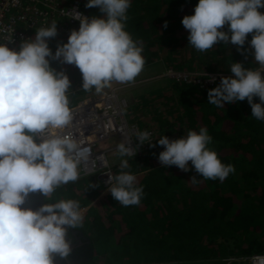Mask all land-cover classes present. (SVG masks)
I'll return each mask as SVG.
<instances>
[{
    "label": "clouds",
    "instance_id": "9594fccd",
    "mask_svg": "<svg viewBox=\"0 0 264 264\" xmlns=\"http://www.w3.org/2000/svg\"><path fill=\"white\" fill-rule=\"evenodd\" d=\"M130 6V0H87L85 7H98L103 17L89 18L74 11L79 29L72 30L67 43L58 44L55 53L48 46V40L57 35L55 21L40 27L35 39L25 40L19 50L0 44V264H56V256H69L67 230L78 227L83 219L79 201L61 199L36 210L22 207L30 193L47 197L62 185L76 182L78 169L93 152L91 145L77 141L71 132L56 131L72 123L67 96L71 84L63 71L50 66V59L76 66L85 92L95 89L101 94L113 82H133L145 60L142 47L125 30ZM260 8L264 0H198L194 14L184 16L182 25L189 32V44L200 52L218 42H231L240 51L252 35L250 45L259 67L232 63L235 78L221 77L220 84L208 90V103L223 107L247 99L252 115L264 120V13ZM225 25L227 31L222 30ZM167 70L176 71L163 68L157 77L174 81L164 75ZM133 85H123L122 90ZM254 97L259 103L253 102ZM125 98L129 105L125 117L132 123L130 112L136 103ZM140 131L136 133L139 143L148 141L154 147L150 134ZM211 141L203 127L177 139L162 136L156 141L163 146L158 160L164 167L176 166L185 172L190 161L204 179L224 181L235 169L221 163L208 147ZM116 154L121 157L120 172L108 177V191L122 206H137L144 192L136 176L124 171L130 165L123 157L134 155L127 138L117 145ZM103 163L108 166L106 159Z\"/></svg>",
    "mask_w": 264,
    "mask_h": 264
},
{
    "label": "trees",
    "instance_id": "16d2710c",
    "mask_svg": "<svg viewBox=\"0 0 264 264\" xmlns=\"http://www.w3.org/2000/svg\"><path fill=\"white\" fill-rule=\"evenodd\" d=\"M197 3L130 0L125 30L143 49V70L161 63L176 71L218 72L230 70L234 62L253 69L257 62L249 49L251 34L240 51L231 42H218L204 52L189 44L182 19L194 14ZM97 17H103L100 10ZM55 23L58 33L48 40L53 53L58 44L67 43L72 30L79 29L67 26L63 30L59 19ZM50 66L69 78V108L97 95L95 89L83 90L76 66L51 59ZM220 81L201 88L169 79L168 92L161 99L162 92L155 91L159 93L155 98L145 94L138 103L141 108L131 109L130 121L141 131H152L155 145L129 160L130 168L124 170L143 187L139 205L122 206L94 175L79 177L45 197L44 203L61 199L80 203L83 219L76 228L89 243L74 251L75 264H224L226 258L264 254V120L252 115L247 99L223 107L209 104L208 90ZM253 102L259 103V98ZM201 127L212 137L208 147L221 163L235 169L224 181L204 179L190 161L185 172L176 166L164 167L158 160L163 146L156 141L162 136L177 139ZM114 172L118 175L120 166Z\"/></svg>",
    "mask_w": 264,
    "mask_h": 264
},
{
    "label": "built area",
    "instance_id": "2783aa9c",
    "mask_svg": "<svg viewBox=\"0 0 264 264\" xmlns=\"http://www.w3.org/2000/svg\"><path fill=\"white\" fill-rule=\"evenodd\" d=\"M86 3L87 0H0V44L11 49L21 45L25 40H33L40 27L50 26L56 19L62 22L63 30L67 29V26L78 29L79 20L72 15L74 11L89 18L97 17L99 12L98 7L86 8ZM258 11L264 13V8ZM258 67L257 62L253 69ZM164 75L176 82L191 83L201 88L215 85L221 77H234L231 72L217 71L167 70ZM123 87L113 84L111 88H106L95 97L87 96L70 107L73 117L71 125L64 130H56L59 134L71 132L77 141L91 145L92 156L86 163L81 164L78 169L79 177L94 175L103 187H109L108 177L115 175L109 161L111 150L109 146L107 147L113 138H117L119 143L127 138L134 152V155L127 156L130 159L138 158L151 148L148 141L139 143L136 136L137 131H140L138 125L128 122L125 117V110L129 105L126 98L121 95ZM144 131L150 134L153 144V132ZM39 139L40 136L37 137V141ZM105 159L108 166L103 163ZM232 261L234 260L229 258L224 262L231 264ZM243 261H247L248 264H264V254L253 255L244 258Z\"/></svg>",
    "mask_w": 264,
    "mask_h": 264
},
{
    "label": "rangeland",
    "instance_id": "374dc122",
    "mask_svg": "<svg viewBox=\"0 0 264 264\" xmlns=\"http://www.w3.org/2000/svg\"><path fill=\"white\" fill-rule=\"evenodd\" d=\"M165 69V68H164ZM163 70V66L161 65V63H159L158 65H155L153 67H149V68H145L136 78L135 80L130 83H125V84H120L118 83L119 85H126V84H134V83H137L138 82V96L142 95L143 93L147 92V91H150L152 90L155 86L156 81L158 80H165V79H161V78H158L156 79L157 77H155V75H157V73H159V71ZM167 80H165V82H161L158 84V87H156V90L160 89L162 86H165L164 89H160L159 90V93H161V95L159 96L158 94L159 93H156L154 92V94L152 93V98H155L157 96H159V98L161 99L163 97V95L168 92L167 88H168V85H167ZM116 83V82H113V84ZM155 83V84H153ZM136 85V84H135ZM134 87L133 86H130L128 88H125L124 92H130V90L128 89H132ZM160 87V88H159ZM95 91V90H94ZM154 90H152L153 92ZM146 95H149V94H146ZM130 99V98H129ZM140 103V102H138ZM141 107H138V110L140 109ZM136 124V123H135ZM38 142V141H37ZM119 144V141L117 140V138H113L110 142H109V145H107L108 148H110V165L112 166V168L114 169V171L117 169L118 166H120V161H121V157H119L117 154H116V148H117V145ZM123 159H126L127 161L128 158L125 156L123 157ZM226 259H229V258H226ZM234 261L231 262V264H248L247 261H243V259H233ZM225 264V262H223ZM205 264V263H204Z\"/></svg>",
    "mask_w": 264,
    "mask_h": 264
},
{
    "label": "flooded vegetation",
    "instance_id": "af4514ba",
    "mask_svg": "<svg viewBox=\"0 0 264 264\" xmlns=\"http://www.w3.org/2000/svg\"><path fill=\"white\" fill-rule=\"evenodd\" d=\"M67 231L68 235L66 239L70 241L71 252L67 258H60L59 256H56V264H75L77 260H74V251H76L77 248H81L85 242L89 243V241L85 239L83 233L77 228H68Z\"/></svg>",
    "mask_w": 264,
    "mask_h": 264
},
{
    "label": "crops",
    "instance_id": "0c3cea01",
    "mask_svg": "<svg viewBox=\"0 0 264 264\" xmlns=\"http://www.w3.org/2000/svg\"><path fill=\"white\" fill-rule=\"evenodd\" d=\"M249 49H250V52H251V54H252V60H253V62L255 61L254 60V55H253V53H254V50L251 48V45L249 44ZM256 62V61H255ZM231 68V67H230ZM166 69V68H165ZM194 70V69H193ZM218 72H230V70L229 69H221V70H219ZM158 74V73H157ZM155 77H157V75H155ZM156 79H158V77L156 78ZM165 80H167L166 82H168V80L169 79H165ZM165 80L163 81V80H158V81H156V82H158V83H153V84H155V86L156 87H158V84L159 83H161V82H165ZM133 83V82H132ZM136 84V85H135ZM167 85H168V83H167ZM128 87H130V86H128ZM156 87H154L152 90H154L153 92H152V90H150V91H147V92H145V93H143L142 95H145V94H152V93H154L155 91L156 92H159V90L160 89H164L165 88V86H162L160 89H158V90H156ZM128 90H130V92H125L124 93V96L125 97H127V98H130V99H132L133 100V102H135L137 105V111H138V102H141L142 100H141V96L142 95H140V96H138V82L137 83H134V87L132 88V89H128ZM167 90H168V88H167ZM148 95V96H149ZM147 96V95H146Z\"/></svg>",
    "mask_w": 264,
    "mask_h": 264
},
{
    "label": "water",
    "instance_id": "95a60500",
    "mask_svg": "<svg viewBox=\"0 0 264 264\" xmlns=\"http://www.w3.org/2000/svg\"><path fill=\"white\" fill-rule=\"evenodd\" d=\"M45 196L39 192L30 193L27 197L25 204L22 207L31 208L32 210L38 209L44 204Z\"/></svg>",
    "mask_w": 264,
    "mask_h": 264
}]
</instances>
